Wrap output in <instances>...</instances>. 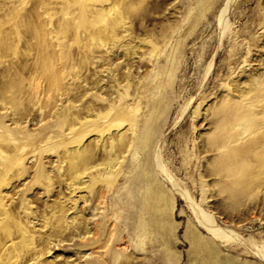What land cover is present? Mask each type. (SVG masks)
Masks as SVG:
<instances>
[{
    "label": "rangeland",
    "instance_id": "obj_1",
    "mask_svg": "<svg viewBox=\"0 0 264 264\" xmlns=\"http://www.w3.org/2000/svg\"><path fill=\"white\" fill-rule=\"evenodd\" d=\"M256 247L264 0H0V264Z\"/></svg>",
    "mask_w": 264,
    "mask_h": 264
},
{
    "label": "bare ground",
    "instance_id": "obj_2",
    "mask_svg": "<svg viewBox=\"0 0 264 264\" xmlns=\"http://www.w3.org/2000/svg\"><path fill=\"white\" fill-rule=\"evenodd\" d=\"M221 22L223 21V16H221V20H220ZM209 229L212 231V232H214V230H213V228L209 225ZM256 248H258V247H256ZM259 250V251H258ZM264 249L262 248V247H259L258 249H257V251L258 252H262L261 253V257L264 259V251H263ZM258 252H256V253H258ZM259 255V254H258Z\"/></svg>",
    "mask_w": 264,
    "mask_h": 264
}]
</instances>
